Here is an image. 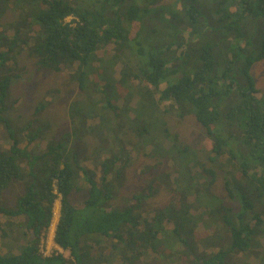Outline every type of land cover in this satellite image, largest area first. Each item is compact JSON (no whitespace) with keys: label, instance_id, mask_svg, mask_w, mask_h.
Returning a JSON list of instances; mask_svg holds the SVG:
<instances>
[{"label":"trees","instance_id":"16d2710c","mask_svg":"<svg viewBox=\"0 0 264 264\" xmlns=\"http://www.w3.org/2000/svg\"><path fill=\"white\" fill-rule=\"evenodd\" d=\"M20 1L26 3L24 9L33 16L30 21L23 20V27L29 30L25 39L32 32L36 34L28 50L38 57L40 67L62 71L72 66L79 89L84 91L88 88L85 81L95 69L94 62L103 58L106 46L118 52L128 50L141 62L137 67L129 61L121 64L120 82L136 80L147 94L164 83L156 100L160 104L168 102L179 115L186 112V107L194 110L196 120L213 142L209 160L215 161V165L196 164L200 169L194 174L197 178L210 177L209 183L204 178L205 182H198L201 184L197 188L182 189L175 185L174 179L169 180L168 195L158 206L156 200L151 201L152 190L160 189L154 185L134 194L127 205H118L125 201L120 190L130 153L149 146V159H156L158 151L177 146L175 135L167 130L158 143L142 144L136 138H141L146 130L128 127L126 142L132 147L125 149L120 143L117 151L106 152L94 171L85 161L99 153H90L83 129L102 137L93 129L96 123L90 124L97 122L96 115L91 109L79 111L72 107L68 119L74 137L70 139L65 133L66 139L61 143L53 135L44 147L33 149L32 143L44 140L47 133L61 130L38 124L30 131L31 123L9 117L7 98L12 76L4 72L9 56L0 50V264H89V255L101 263L107 251L112 253L107 263L114 260L135 263L143 254L156 253L164 261L170 256L172 260L184 259L191 264H230L252 248L259 250V240L264 236V221L260 218L264 209L246 194L229 191V182L224 177L223 182L215 180L219 172L224 175L236 169L249 176L254 183L253 193L264 204V102L255 96V83L250 75L252 65L264 58V33L251 50L244 51L239 27L240 19L246 17L254 18L251 24H257L255 19L264 23V0H232L229 9L221 7L226 1L221 0L215 9L210 7L211 18H216L219 30L211 32L201 24L199 30L189 29L185 37L163 6L169 3L161 4L160 0H145L141 5L131 3L126 8L123 4L127 0ZM189 2L196 5L191 3L184 8V14L189 25L198 24L203 15L198 5L201 2L187 0V5ZM68 17L70 21L66 20ZM157 24L159 30L154 32L152 25ZM17 28L14 31L18 35ZM205 31L211 33L209 39L193 44L196 52L191 62L192 47L188 43L195 32ZM230 32L236 38L233 47L223 40ZM17 37L13 36L9 42ZM245 45H249L246 39ZM234 69L240 70V79L230 76ZM96 79L98 82V75ZM87 96L91 98L90 108L102 102L93 100L92 93ZM133 96L135 99L137 95ZM112 110L119 114L118 107L112 106ZM225 127H233L237 134L238 141L232 142L233 147L240 141L248 150L240 158L227 148L234 133L221 134ZM102 138L101 144L109 142ZM170 138L173 141L167 144ZM224 153L226 161L221 163L219 157ZM227 166L232 168L226 169ZM14 183L21 187L14 189ZM214 187L222 188L220 205L215 201L218 193ZM224 187L228 188V199ZM82 191L86 197L74 201L73 193ZM56 199L60 208L53 240L62 252L55 250L44 255L40 245L44 243ZM225 211H231L233 217L222 215ZM143 213L152 214L143 217ZM211 217H221L223 229L199 224ZM251 220H255L253 225ZM195 233H205L211 238L197 244ZM166 241L175 242L171 243L175 245L172 253L163 249Z\"/></svg>","mask_w":264,"mask_h":264},{"label":"rangeland","instance_id":"374dc122","mask_svg":"<svg viewBox=\"0 0 264 264\" xmlns=\"http://www.w3.org/2000/svg\"><path fill=\"white\" fill-rule=\"evenodd\" d=\"M219 1L221 0H213L211 3L210 0H200L201 4L198 5L203 11L201 22L191 25H189L183 9L187 6L189 7L191 3L195 4L194 2H189L187 5V0H160L159 3H169V5L164 4L163 6H165L166 11L172 15L173 23L179 24L183 36L185 37L188 35L189 29L199 30L201 24L211 32L213 29H215V31L219 30L220 25L216 22V18L213 19L210 15L212 10L217 7ZM144 2L145 0H127L124 2L123 8L128 7L131 3L141 5ZM231 3L232 0H226L224 3H221V7L229 9ZM23 4L26 5L25 2L20 0H0V45L2 46L0 50H3L6 56H9L4 72L12 76L7 98L8 115L13 121L31 123L32 125L29 126L30 131H34L38 124L42 126L53 125L61 130L47 133L44 136V140L36 141L34 144L32 143L33 149H41L44 147L45 141L47 142L53 135L54 138H58L61 143L66 139L65 133L72 139L74 134L70 128L71 124L69 123L68 112L72 107L79 111L91 109L94 115H96L94 119L97 120V122L89 119L90 122L93 121V123L90 124L96 123L93 125V129L109 141L101 144L99 139L102 137H98L94 132L83 129V134L87 142L86 146L90 153H99L92 154L94 156L92 160L85 161V164L90 167L91 170L97 171L101 159L105 157L107 153L117 151L120 143L125 149L132 147L126 142L127 129L131 126L138 130H146V132H143L141 138H136L138 142L140 141L139 143H150L154 145L161 139H164V133L167 130H170L171 134L175 135L174 140L178 143L173 149L158 151L154 155L156 159L152 160L148 157L150 154L149 146H144L139 150H133L130 153L129 166L125 171V182L120 190L123 194L122 198L125 201H122V204L118 205H127L129 203L128 201L134 197V194H140L144 188L149 189L154 185V187L157 186V188L160 187V189L158 192L152 190L151 201L156 200V205L158 206L168 195L167 185L169 184V180L173 179L175 185H178L182 189L186 187L197 188V186L201 184H198V182H205V179L208 180V182L205 183H209L210 177L198 176L199 178H197L194 175L198 174L200 170L196 164L212 167L215 165V161L209 160V151L213 142L201 124L196 120L193 109L186 107V112L183 115H179V111L176 110L175 107H169L168 102L164 104L158 103L155 96L160 94V91L165 86L164 83L160 84L158 89H152L153 93L148 90L149 94L146 93L147 90L143 85L141 86L136 80L132 79L129 83H121V77L118 74L121 64L129 61L132 66L137 67L138 63L141 61L140 58L130 54L128 50L118 52V49L115 50L110 45L104 48V54L102 52L103 58L94 62L95 69H92L91 74L87 77L85 83L88 88L85 87L84 91H80L79 89L75 73L76 69L72 66L62 71L40 67L36 62L38 57L28 50L33 40L32 36H36V34H33L35 32H32V35L29 34V37L25 39L26 36H28V29L23 27L25 22L23 20L27 19L30 21L33 16L29 15L30 11L26 12L27 10L24 9ZM36 6H38V3ZM210 7L214 8L211 10ZM232 10L234 11L235 7H233ZM180 13L184 15H180ZM231 19H233V17L227 19L226 22L231 21ZM66 20L70 21L71 17L66 18ZM253 20L254 18L246 17L241 18L239 22V27L243 32L244 40L241 46L244 48V51L251 50L252 45L260 39L264 33V23L261 22L262 20L255 19L257 20V24H251L250 22ZM17 27H19L20 33L18 35L14 31L18 29ZM152 28L154 32H157L159 30V25H152ZM209 34L211 33H207V31L203 34H201V32H195L193 39L188 43V47H192L189 52V61L192 62V56L196 52L193 44H197L198 41L209 39ZM13 36L18 37L15 41L9 42ZM153 36L155 37V34H153ZM225 36L223 40L226 39L225 42H227L229 47H233V44H237L235 41L236 38H234L232 32L226 33ZM245 39L249 41V45L247 46L245 45ZM238 63L240 64V61H238ZM96 75L99 76L98 82ZM250 75L255 83V96L264 102V58L252 65ZM230 76L239 79L242 77L238 69H234ZM87 93H92L93 100L101 99L102 102L90 108L88 102L91 101V98L87 96ZM134 94L137 95L135 96L137 101L133 99ZM110 105L118 107L119 114L118 112L114 114L115 111L112 110V106ZM124 111L125 114L122 113ZM231 132H233L234 135L228 139L227 148L232 150L236 157L238 155V158H240V155L248 150L240 145V141L238 145L233 147L232 142L238 141L237 134L234 132L233 127H225L220 131L224 136L229 135ZM134 136L136 135L134 134ZM171 141L173 140L167 141V144ZM99 146H102L100 150H98ZM226 157L227 155L225 153L221 155L219 157L220 162H225ZM230 168L232 167L227 166L226 169ZM223 177L228 180V187L230 188H223L226 199H228V190L235 193L239 192V194L244 193L254 204L256 203L258 207L264 209L262 200L257 197V194L253 193L254 183L250 180L249 176L233 169L230 173H224V175L223 171L219 172L215 181L223 182ZM166 179H168V182H165ZM163 180L164 183H161ZM13 187L14 189H19L21 185L14 183ZM221 190V187L220 190L214 187V191L218 193L215 201L219 203V205L223 202ZM84 197H86L85 191L74 192L72 195L74 201L83 199ZM233 201L236 202V200ZM153 206H155V204ZM59 208L60 203L59 200L56 199L53 205V216L46 232L44 243L40 245L44 255H49L55 250L62 252V249L53 240V231L59 216ZM151 214L147 215L143 213L142 216L147 217ZM223 214L233 217L231 211L222 212V215ZM220 218L221 217H211V219H205V222L201 220L199 224L202 227L215 226V228L223 229ZM260 218L264 221V211L261 213ZM253 223H255V220H251L252 225ZM207 238L210 239L211 237L205 233L194 234V239L197 241V244L202 243L204 239ZM262 238L259 240V250L252 248L249 253L245 252V255L240 256L238 261L231 262L230 264H264V236H262ZM171 243L175 242L166 241L163 249L172 253L175 249V245ZM64 254H67V252ZM111 255V251H107L102 257L104 262L101 263H98L95 256L89 255L91 259L89 264H125L119 260L107 263ZM251 256H253L254 259L252 258L250 260L249 258ZM166 259L167 260L164 261L158 257L156 253L149 256L143 254L135 263L127 264H191L184 259L175 258V260H172L170 256Z\"/></svg>","mask_w":264,"mask_h":264},{"label":"clouds","instance_id":"9594fccd","mask_svg":"<svg viewBox=\"0 0 264 264\" xmlns=\"http://www.w3.org/2000/svg\"><path fill=\"white\" fill-rule=\"evenodd\" d=\"M58 219V218H57ZM56 223H57V220H56ZM55 226H56V224H55ZM54 229H55V227H54ZM54 232V231H53Z\"/></svg>","mask_w":264,"mask_h":264},{"label":"bare ground","instance_id":"6f19581e","mask_svg":"<svg viewBox=\"0 0 264 264\" xmlns=\"http://www.w3.org/2000/svg\"><path fill=\"white\" fill-rule=\"evenodd\" d=\"M79 92V91H78Z\"/></svg>","mask_w":264,"mask_h":264}]
</instances>
